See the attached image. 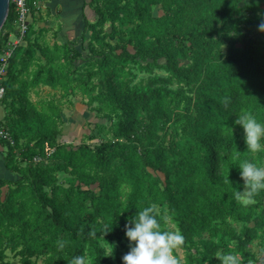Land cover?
Returning <instances> with one entry per match:
<instances>
[{"label": "trees", "instance_id": "1", "mask_svg": "<svg viewBox=\"0 0 264 264\" xmlns=\"http://www.w3.org/2000/svg\"><path fill=\"white\" fill-rule=\"evenodd\" d=\"M236 4L91 0L95 19L64 44L41 42L30 25L0 102L15 139L0 158V264H69L81 254L123 264L125 225L152 204L185 236L183 264L229 253L264 264V191L249 205L233 196L245 190L239 165L264 162L235 123L245 113L264 123V0ZM14 19L11 8L2 35ZM78 97L100 121L88 125L98 144L62 141L63 108ZM112 224L106 257L99 242Z\"/></svg>", "mask_w": 264, "mask_h": 264}, {"label": "clouds", "instance_id": "2", "mask_svg": "<svg viewBox=\"0 0 264 264\" xmlns=\"http://www.w3.org/2000/svg\"><path fill=\"white\" fill-rule=\"evenodd\" d=\"M259 4V0H255ZM248 6V0H237V4ZM236 4V5H237ZM259 30L264 33V23L259 25ZM244 132V141L247 151L254 157L264 153V123L258 121L255 116L248 114L238 115L235 121ZM240 178L244 181L245 190H236L234 199L244 205L255 203V197L264 191V162L257 159L245 160L241 165ZM130 191V189H128ZM173 222L167 213L161 212L156 204L145 206L139 210L125 225V235L130 243V251L123 256V264H183L177 255L184 242L185 236L179 230H171L166 227ZM112 226H105L103 238L99 242L100 255L112 256L115 245L104 239V233L112 230ZM66 241H60V247H64ZM222 264H239L235 254L229 253L221 259ZM69 264H89L85 254L74 256Z\"/></svg>", "mask_w": 264, "mask_h": 264}, {"label": "crops", "instance_id": "3", "mask_svg": "<svg viewBox=\"0 0 264 264\" xmlns=\"http://www.w3.org/2000/svg\"><path fill=\"white\" fill-rule=\"evenodd\" d=\"M90 1L91 0H40V3L42 2L41 8L46 7L48 10V18L56 19L57 24L52 40H48L46 37L47 33L51 29H48L47 27L41 29L42 33L39 36L41 42L50 44L59 42L64 44L69 40H74L80 36L85 27V19L92 21L95 19V13L89 6ZM39 13L40 12L35 13V15H38ZM35 15L32 16L31 24L34 21V18H36ZM75 100H77V98L73 99L74 104H70L69 102L65 104V106L67 105L66 107H68L66 111L68 113L71 112L75 105V111L77 112L81 109V116L84 118L86 116V110L84 109L83 105L77 103ZM63 133L64 135L66 134L65 131ZM2 167L3 163L0 159V172Z\"/></svg>", "mask_w": 264, "mask_h": 264}, {"label": "rangeland", "instance_id": "4", "mask_svg": "<svg viewBox=\"0 0 264 264\" xmlns=\"http://www.w3.org/2000/svg\"><path fill=\"white\" fill-rule=\"evenodd\" d=\"M42 4V2H41ZM39 14L35 15L36 18H34L33 23H35V30H36V35L34 37H39L40 34H38V32L43 29V28H48L51 29L46 37L48 40H52L53 39V34L55 33V29H56V19L53 18H48V10L46 9V7H42L39 10ZM154 12L155 15H161L162 12L160 11L159 7H155L154 8ZM38 13V12H37ZM262 40L264 41V36L262 37ZM45 91H50L48 88H45ZM35 99V97H34ZM77 103L83 105L84 109L86 110V116L83 118V116H81L82 114V110L80 109L79 111H75L76 110V106L74 105V109L71 112H67L66 109H68V107L64 106L63 108V113L65 116V126H64V131H65V135L63 134L64 138H62V141L64 142H68L71 145H79L82 140L87 141L90 144H98L99 141L96 140H89V136H91L94 131L91 130V128L88 126L90 123L93 122H100L96 119H94V114H92L88 108H85V103L84 101L81 100V98H77V100H75ZM82 108V107H81ZM83 109V108H82ZM5 117V111L4 108L0 105V126H2V122L4 120ZM3 191H6L5 189ZM234 226L237 227V229L240 231L242 224H237V223H233ZM169 227L173 230L174 227L172 225H169ZM233 245V244H232ZM250 249L252 251H254L255 253H257L260 250V247L258 245V243H254ZM177 255L182 259V261L184 260V253L182 250L178 249L177 250ZM10 258L12 259V262L14 264H17L18 260L13 259L12 256H10ZM262 261H264V259H262ZM219 264H222V262H219ZM240 264V263H239Z\"/></svg>", "mask_w": 264, "mask_h": 264}, {"label": "built area", "instance_id": "5", "mask_svg": "<svg viewBox=\"0 0 264 264\" xmlns=\"http://www.w3.org/2000/svg\"><path fill=\"white\" fill-rule=\"evenodd\" d=\"M10 7L15 14V19L13 30H7L3 35L1 34L5 40L0 50V102L6 95L5 82L10 61L19 48L27 46V36L30 31L33 9L41 8V3H31V0H10ZM1 36L0 39L2 38ZM5 145L14 146L15 139L7 128L0 126V155L5 151Z\"/></svg>", "mask_w": 264, "mask_h": 264}, {"label": "water", "instance_id": "6", "mask_svg": "<svg viewBox=\"0 0 264 264\" xmlns=\"http://www.w3.org/2000/svg\"><path fill=\"white\" fill-rule=\"evenodd\" d=\"M10 0H0V36L10 13Z\"/></svg>", "mask_w": 264, "mask_h": 264}]
</instances>
